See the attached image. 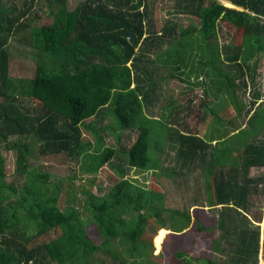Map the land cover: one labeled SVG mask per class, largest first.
I'll list each match as a JSON object with an SVG mask.
<instances>
[{
    "label": "trees",
    "instance_id": "16d2710c",
    "mask_svg": "<svg viewBox=\"0 0 264 264\" xmlns=\"http://www.w3.org/2000/svg\"><path fill=\"white\" fill-rule=\"evenodd\" d=\"M153 1L79 0L72 9L65 0H12L6 7L0 2V264L156 263L152 244L157 247L159 232L181 231L190 215L166 207L159 189L139 185L124 169L111 166L119 155L137 171L160 168L178 177L200 171L207 206L224 207L216 220L222 231L209 243L219 261L175 249L164 264H258L259 249L264 254V224L261 233L257 226L235 228L232 216L245 217L248 196L258 189L264 193V174L248 175L250 167H264V106L259 105L264 97L255 104L264 86L262 94L255 89L253 67L247 64L255 56L264 58V0H225L241 9L217 0H175L159 29ZM178 14L195 18L197 25H180L173 18ZM218 21L240 35L239 44L218 43ZM12 37L35 50L29 76L9 75ZM200 74L212 96V108L198 102L200 119L214 117L215 135L200 136L187 127L171 130L177 115L166 111L170 103L152 115L164 79L196 86ZM247 88L249 107H236V94ZM221 94L245 119L243 127L231 126L230 135L216 127L220 118L213 107ZM106 115L109 121L103 123ZM83 129L91 141L82 140ZM103 133L118 143L123 136L135 137L114 149L104 144ZM153 138L156 150L165 142L170 146L176 170L162 168L159 153L151 160ZM2 150H14L20 185L5 180ZM33 155L79 159V170L88 175L107 164L116 179L100 195L85 191L89 215L82 219L72 206H58L59 191L48 183L47 172L27 170ZM256 212L258 222L261 211ZM227 219L226 226L233 221V235L222 228ZM87 222L99 241L89 237ZM194 226L212 234L196 219ZM49 231L57 232L34 243Z\"/></svg>",
    "mask_w": 264,
    "mask_h": 264
},
{
    "label": "rangeland",
    "instance_id": "374dc122",
    "mask_svg": "<svg viewBox=\"0 0 264 264\" xmlns=\"http://www.w3.org/2000/svg\"><path fill=\"white\" fill-rule=\"evenodd\" d=\"M218 2L224 4L225 0H217ZM0 2L6 7L7 5L12 4V0H0ZM66 6L68 9H72L79 0H65ZM175 0H154L151 6L152 14L157 13V18L155 22V29H159L164 19L166 18L165 12L167 9L173 7ZM226 6V5H225ZM153 17V16H152ZM180 25L195 27L197 25V20L192 17H187L182 14L175 15L173 17ZM217 41L218 43H232L239 44L241 37L237 32H234L233 29L228 27L225 22H217ZM8 50V70L11 77L19 76H29L33 70L32 65L34 62V52L35 50L29 47L25 42L17 41L15 37H12L8 40L7 44ZM150 57L153 56V53L150 52ZM248 65L253 67V82L255 89L259 93H263L264 86V58L255 56L252 59H249L247 62ZM162 71H165L162 70ZM165 73V72H162ZM182 76V75H181ZM184 76V75H183ZM195 80V78H191ZM196 81L199 82L198 85H188L187 82L179 80L177 78H167L164 79L162 87L160 89L161 96L159 103L155 106V110L152 113L154 115L156 112L158 114L161 106H164L168 103L171 106H168L166 111H170L171 115H177V124L176 128L184 130V127H187L193 133H197L200 136L204 134H213L215 135V127L213 125L217 124L214 117H206L202 121L200 115L202 110L198 108V102L203 101L208 107L212 108L210 100L212 96L207 87V79L204 78L202 74L198 75ZM247 87L252 88L251 81L249 77L246 78ZM208 82V81H207ZM250 83V84H249ZM250 90L248 88L245 90V93H237L236 99L237 104L243 107V109L249 107L250 100ZM220 101L217 100L215 106L216 115L220 118L217 129L223 127L221 131L227 130V134L230 135L232 132L230 130L233 125H240L243 127L245 125V119L243 115L236 116V109L233 107L232 103L227 99L226 94L220 95ZM264 94L261 95L260 99L255 102L258 104L262 100ZM171 101V102H170ZM169 105V104H168ZM177 105V107H176ZM264 106L263 104H259ZM253 107V106H252ZM105 108V107H103ZM144 113H147L146 110H143ZM149 113V112H148ZM243 113V112H241ZM155 114V115H157ZM209 116V115H208ZM108 115L103 117L102 122L106 123L109 121ZM88 120V119H87ZM211 125V126H210ZM104 144L112 146L114 149H118L120 143L130 144L135 135L131 134L129 137H122L118 142H115L111 136H106L105 133L102 134ZM92 137L87 130H82V140L91 141ZM156 140L153 138L150 142L151 160L156 157V154H160L161 166L162 168H173L176 170L175 162L173 160V151L168 149L170 146L165 142L160 150H156L159 145H156ZM32 149L35 150V146H32ZM3 162H4V171H5V180L6 181H15L16 185H20L23 181L22 175L15 174V152L14 150H2ZM121 155L114 156L110 161V165H118L120 168L124 169L125 176L131 180H134L139 185H152L155 188L159 189L163 193V204L170 208L176 209L178 211L188 212L190 215L189 224L186 228L182 229L179 232L173 233L171 230H163L159 232L158 238L156 239V246L152 244V255L155 258L153 264H164L168 263V257L175 250H182L189 256H207L213 260H220L219 255L212 252L209 243L211 236H215L218 233H221L222 230L216 227V220L218 218L219 212L223 210L221 205L215 207H208L205 202V191L202 181V176L200 171L189 172L185 176L178 177L175 175L168 176L166 172H162L163 169L158 170H141L137 171L132 168H127L126 165L120 161ZM79 159L68 160L63 155H48V156H31L27 162V170H37L39 172L48 173V183L57 186L59 191V196L57 204L60 208L65 206H72L76 209L82 219L85 216H88L89 213H86L84 204L87 202L85 197V191L94 193L95 195H100L111 187L113 181L116 179L115 172L113 168L107 164L102 165L94 174H85L79 170ZM164 171V170H163ZM178 171V170H177ZM264 174V167L248 169V175L255 176ZM248 201L250 203L249 209L244 214L245 217L239 216V214L232 213L234 220V227H255L257 226L260 233L262 226L264 224V193L261 189L251 193L248 196ZM10 200L13 201L11 198ZM87 204V203H86ZM227 210V209H225ZM256 210L261 211V220L256 222L255 216L257 214ZM230 215L225 213V216ZM198 220L203 227L211 228V235L206 234L204 229L198 230L194 226V220ZM228 222V219L224 221L223 229H229L231 235H233V221L229 222V226H226L225 223ZM87 233L91 240L99 241L101 238L100 234L95 229V226L91 222L84 223ZM58 231V230H57ZM56 231V232H57ZM56 232L49 231L42 236L35 237L34 243L46 241L48 238L53 237ZM259 241H261V234L259 235ZM153 242V239H152ZM154 243V242H153ZM258 264L263 263L264 254L259 249L258 254ZM48 264H57L55 262H50ZM59 264V263H58Z\"/></svg>",
    "mask_w": 264,
    "mask_h": 264
},
{
    "label": "bare ground",
    "instance_id": "6f19581e",
    "mask_svg": "<svg viewBox=\"0 0 264 264\" xmlns=\"http://www.w3.org/2000/svg\"><path fill=\"white\" fill-rule=\"evenodd\" d=\"M224 4H225L226 6H232V4H230L228 1H224Z\"/></svg>",
    "mask_w": 264,
    "mask_h": 264
},
{
    "label": "water",
    "instance_id": "95a60500",
    "mask_svg": "<svg viewBox=\"0 0 264 264\" xmlns=\"http://www.w3.org/2000/svg\"><path fill=\"white\" fill-rule=\"evenodd\" d=\"M231 7H235V6L232 5ZM235 8H237V9H241V8H239V7H235Z\"/></svg>",
    "mask_w": 264,
    "mask_h": 264
}]
</instances>
